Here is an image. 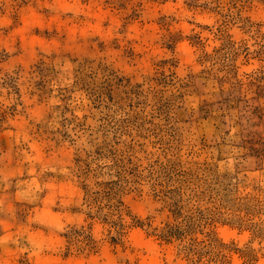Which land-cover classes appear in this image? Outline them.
I'll use <instances>...</instances> for the list:
<instances>
[{
	"label": "rangeland",
	"instance_id": "rangeland-1",
	"mask_svg": "<svg viewBox=\"0 0 264 264\" xmlns=\"http://www.w3.org/2000/svg\"><path fill=\"white\" fill-rule=\"evenodd\" d=\"M0 264H264V0H0Z\"/></svg>",
	"mask_w": 264,
	"mask_h": 264
}]
</instances>
